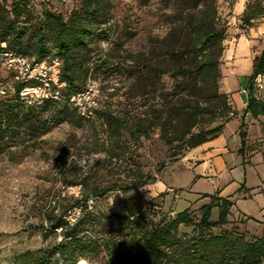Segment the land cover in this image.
<instances>
[{"label": "rangeland", "instance_id": "374dc122", "mask_svg": "<svg viewBox=\"0 0 264 264\" xmlns=\"http://www.w3.org/2000/svg\"><path fill=\"white\" fill-rule=\"evenodd\" d=\"M10 1L0 0L5 5ZM78 1L27 0L30 23L47 8L68 15ZM248 1L253 0H235L230 8L217 0L231 39L227 50L231 63L223 67V61L220 82V91L228 95L230 118L215 137L176 158H170L172 152L157 130L148 137L123 132L128 150L116 158L100 150L107 136L101 118H80L70 110L66 120H59L53 105L21 116L19 126L6 133L0 152V264H33L42 249L60 240L59 229L48 230L45 212L54 207L56 215L64 208L68 213L76 199L96 217L93 227L84 231L92 235L93 249L78 254L88 264H105L115 240L130 243L184 210L190 211L193 222L179 225L177 236L182 239L210 234L243 235L246 240L264 236V116L247 112V94L239 92L249 87L253 59L264 49L257 38L241 30L247 27L241 23L239 7ZM169 18L170 0L115 3L113 32L97 39L98 53H93L88 74L76 70L81 90H91L98 107L108 106L113 112L123 108L130 87L125 78V68L132 64L128 55L148 50L150 40L169 30ZM223 78L237 89L224 91ZM15 85L0 60V90L5 91L0 99L13 95ZM259 96L264 98V78ZM94 186L103 194L94 195ZM213 197L230 200L226 221L200 232L194 223L200 207ZM218 211L217 204L211 205V220H216ZM102 239L107 243H99Z\"/></svg>", "mask_w": 264, "mask_h": 264}, {"label": "trees", "instance_id": "16d2710c", "mask_svg": "<svg viewBox=\"0 0 264 264\" xmlns=\"http://www.w3.org/2000/svg\"><path fill=\"white\" fill-rule=\"evenodd\" d=\"M224 1L231 8L235 0ZM116 2L125 1L79 0L68 15L47 8L34 23H30L27 0H11L8 5L0 2V42L6 43L5 49L36 60L59 57L60 78L66 83L60 90L61 100L46 99L38 105H27L18 96L24 84L16 82L13 95L0 99V152L6 133L18 127L21 116L33 108L45 110L53 105L59 120H66L70 110L77 112L67 103L72 94L82 89L76 80V70L83 69L88 74L93 53H98L97 39L107 38L113 32L115 23L111 21ZM239 16L243 27H249L264 17V4L261 0L248 1ZM169 23L164 35L150 40L148 50L128 55L132 64L125 68V78L130 87L123 108L116 112L108 106L95 109V119L104 120L107 129L100 150L109 157L121 158L126 154L128 143L122 139L123 132L130 137H148L157 130L172 152L170 158H176L188 148L215 137L230 118L228 95L220 91L229 25L218 9L217 0H170ZM99 66L95 62V67ZM258 73H264V49L253 59V72L246 88L245 110L252 116H264V98L253 87ZM82 184L87 183L82 179ZM99 189L94 186L93 194H103L95 191ZM213 204L219 206L216 220L210 219ZM229 205V199L213 197L200 207L194 228L203 232L212 224L224 223ZM73 207H80L83 212L72 222L65 219L68 214L65 208L59 215L54 207L45 212L48 230L59 229L60 240L42 249L33 264H77L78 254L93 249L92 235L84 231L93 227L96 217L86 212L85 202L79 199L70 210ZM192 222L190 211L184 210L149 232L133 237L126 245L115 240L109 245L105 264L264 262V236L253 240L226 234L178 237L179 225ZM99 243L107 241L102 239Z\"/></svg>", "mask_w": 264, "mask_h": 264}, {"label": "built area", "instance_id": "2783aa9c", "mask_svg": "<svg viewBox=\"0 0 264 264\" xmlns=\"http://www.w3.org/2000/svg\"><path fill=\"white\" fill-rule=\"evenodd\" d=\"M127 1V0H123ZM6 43L0 42V60L3 65L12 73L15 82L24 84L19 92V98L27 105L40 104L46 99L61 100L60 90L66 86L65 81L60 78L61 59L57 56L36 60L34 58L14 53L5 49ZM263 74L258 73L253 80V87L259 91L263 89ZM14 92V87H13ZM2 94L4 90H0ZM240 93H246L247 89H242ZM91 90H81L72 94L67 103L75 108L85 119H95V109L98 103L90 96ZM81 212L80 207H73L69 210L66 219L74 221Z\"/></svg>", "mask_w": 264, "mask_h": 264}, {"label": "crops", "instance_id": "0c3cea01", "mask_svg": "<svg viewBox=\"0 0 264 264\" xmlns=\"http://www.w3.org/2000/svg\"><path fill=\"white\" fill-rule=\"evenodd\" d=\"M239 4V2H237ZM241 8V11L243 10V5L240 4V7ZM237 14V13H236ZM256 23L254 25H251L245 29H242V31H244L245 33H247L248 35H250L251 37L253 38H257L259 43L264 46V18H262V20L260 19H257L255 21ZM240 29V28H239ZM238 35V34H236ZM231 40L230 39V36L228 35V38L226 39V49L224 51V56H223V61H224V64H223V67L225 66H229L230 63H231V59L229 58L228 54H227V50H228V41ZM263 78H264V74H263ZM239 86H241L242 84L239 83L238 84ZM234 89H237V86H228L226 83H225V78H223V90L224 91H232ZM239 90H242V89H239ZM241 95L245 94V93H240Z\"/></svg>", "mask_w": 264, "mask_h": 264}, {"label": "clouds", "instance_id": "9594fccd", "mask_svg": "<svg viewBox=\"0 0 264 264\" xmlns=\"http://www.w3.org/2000/svg\"><path fill=\"white\" fill-rule=\"evenodd\" d=\"M77 264H88V261L86 259H84V258H79L77 260Z\"/></svg>", "mask_w": 264, "mask_h": 264}]
</instances>
